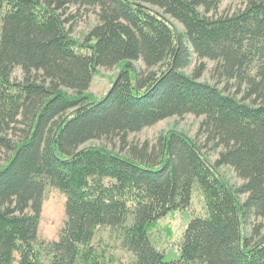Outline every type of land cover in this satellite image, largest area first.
<instances>
[{
  "label": "trees",
  "instance_id": "16d2710c",
  "mask_svg": "<svg viewBox=\"0 0 264 264\" xmlns=\"http://www.w3.org/2000/svg\"><path fill=\"white\" fill-rule=\"evenodd\" d=\"M245 1L218 15L222 0H0V148L10 152L0 167V264H117L93 239L128 215L136 264H264L262 224L243 233L251 217L264 218V0ZM71 5L100 9L83 41L67 27ZM193 54L216 61L238 90L202 81L205 63L188 74ZM121 65L109 91L93 97L99 68ZM17 67L23 80L12 77ZM186 114L203 116L207 143L224 147L214 164L178 130L155 144L128 141ZM102 137L119 138L128 154L84 146ZM222 165L245 183L229 185ZM196 183L205 214L183 232L181 258L168 261L151 233L191 204ZM47 186L67 196L53 242L39 238Z\"/></svg>",
  "mask_w": 264,
  "mask_h": 264
},
{
  "label": "rangeland",
  "instance_id": "374dc122",
  "mask_svg": "<svg viewBox=\"0 0 264 264\" xmlns=\"http://www.w3.org/2000/svg\"><path fill=\"white\" fill-rule=\"evenodd\" d=\"M245 6V0H222L216 14H231L243 9ZM154 8L160 10L158 7ZM99 11V7L71 5L67 11V15H65V17L67 16L70 19L67 22V27L70 29L71 35L75 39L83 41L91 29L99 23ZM201 11L205 13L203 8H201ZM168 17L180 32H185L184 26L178 20L170 16ZM201 63H205L206 65V69L201 76L202 81L217 84L220 88L231 90L233 93L238 90L235 81H227L216 72V61L207 58L200 59L196 54H193L192 63L185 71L188 74H193L194 70ZM135 65L138 71L146 70V66L142 60L135 62ZM122 67V65L114 68L100 67L89 89L91 95L97 99L103 97L109 91ZM12 77L14 80H23L25 75L23 70L17 67ZM203 119V116L199 117L194 114H186L183 117L172 116L159 121L153 126L145 127L141 131L130 133L128 141L130 144L138 145L143 144L145 141L155 144L167 131L172 129L178 130L200 144L208 160L214 164L218 160L220 153L224 150V147H214L213 143H207L206 135L201 131ZM12 137L16 139L14 134H12ZM84 146H101L124 155L128 154V149L122 145L119 138H97L87 142ZM9 156L10 152L0 148V167L5 164ZM219 172L225 181L235 189H238L245 183V180L239 177L231 166L222 165L219 167ZM246 198L247 194H240L241 202H244ZM66 202L67 196L64 192L53 186L46 187L39 225V238L41 240L53 242L59 239V233L67 220ZM205 211L204 196L196 183L191 204L186 209L177 211L162 219L160 222L161 230L152 231L151 233V237L156 241V246L165 253L166 260L181 258L180 242L183 232L194 216L203 215ZM132 221L133 216L128 215L126 221L121 226H103L98 228L94 236L93 242L105 248L107 255H113L117 264H136L133 252L125 244V229ZM257 224H262V234H264V218L255 216L251 217L246 224H243V233L250 236L254 226Z\"/></svg>",
  "mask_w": 264,
  "mask_h": 264
}]
</instances>
